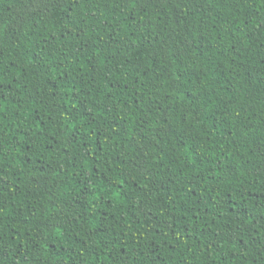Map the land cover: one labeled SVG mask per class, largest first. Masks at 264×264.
I'll list each match as a JSON object with an SVG mask.
<instances>
[{
    "label": "trees",
    "instance_id": "trees-1",
    "mask_svg": "<svg viewBox=\"0 0 264 264\" xmlns=\"http://www.w3.org/2000/svg\"><path fill=\"white\" fill-rule=\"evenodd\" d=\"M0 264H264V0H0Z\"/></svg>",
    "mask_w": 264,
    "mask_h": 264
}]
</instances>
